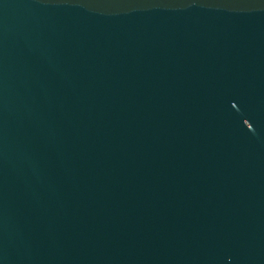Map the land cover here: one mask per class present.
Returning <instances> with one entry per match:
<instances>
[{"label":"water","instance_id":"1","mask_svg":"<svg viewBox=\"0 0 264 264\" xmlns=\"http://www.w3.org/2000/svg\"><path fill=\"white\" fill-rule=\"evenodd\" d=\"M0 264H264V0H0Z\"/></svg>","mask_w":264,"mask_h":264}]
</instances>
